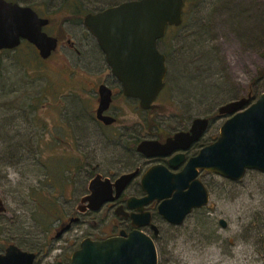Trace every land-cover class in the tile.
<instances>
[{
	"label": "rangeland",
	"instance_id": "1",
	"mask_svg": "<svg viewBox=\"0 0 264 264\" xmlns=\"http://www.w3.org/2000/svg\"><path fill=\"white\" fill-rule=\"evenodd\" d=\"M74 1L100 9L131 0L17 3L52 19L45 32L54 36ZM64 24L70 38H62L45 61L28 43L0 53V198L5 209L0 250L14 244L38 251L35 264H54L63 260L64 248L76 247L87 236L110 234L104 214H96L54 238L67 210L86 192L95 167L103 175L123 170L129 155L121 127L141 120L130 104L115 102L119 124L112 144L109 129L82 118L78 93L86 94L106 75L105 61L91 38ZM157 48L168 68L166 89L153 115L158 125L172 131L208 117L204 138L213 141L228 117L218 115L220 106L248 96L253 103L264 93V0H184L181 25L169 27ZM46 101L50 106L42 108ZM150 125L153 130L142 121V138L159 134L158 125ZM200 179L208 204L181 226L157 222L158 264H264V174L248 171L239 182L210 173ZM69 257L67 253L65 260Z\"/></svg>",
	"mask_w": 264,
	"mask_h": 264
},
{
	"label": "water",
	"instance_id": "2",
	"mask_svg": "<svg viewBox=\"0 0 264 264\" xmlns=\"http://www.w3.org/2000/svg\"><path fill=\"white\" fill-rule=\"evenodd\" d=\"M183 7L184 0H131L84 19L106 64L122 83L124 94L138 99L142 109L152 108L164 87L166 58L157 43L169 27L181 25ZM47 24L48 20L38 17L30 7L0 0V51L14 50L25 41L34 46L42 60L48 59L57 48V39L43 31ZM108 103L109 94L104 89L100 92L98 119L105 124L113 121L100 117ZM217 113L229 116L220 126L218 137L190 159L180 173L171 174L166 168L155 166L141 180L142 191L147 195L142 203L159 202V216L172 226H181L194 210L208 204V191L197 179L199 171L232 182L241 181L248 171L264 174V93L253 103L249 96L226 103ZM208 124L207 118H196L188 132L176 133L164 143L142 141L137 150L147 158L169 155L197 142ZM135 175L136 172L124 174L113 183L97 175L89 181V194L81 202L88 201L90 209L96 211L105 202L116 199ZM4 212L0 198V214ZM131 217L136 226L148 224H136ZM219 224L225 227L223 220ZM151 229L156 236L157 228ZM34 260L32 252L14 244L0 253V264H34ZM69 264H158V255L150 236L132 231L100 241L83 239L79 249L71 254Z\"/></svg>",
	"mask_w": 264,
	"mask_h": 264
},
{
	"label": "flooded vegetation",
	"instance_id": "3",
	"mask_svg": "<svg viewBox=\"0 0 264 264\" xmlns=\"http://www.w3.org/2000/svg\"><path fill=\"white\" fill-rule=\"evenodd\" d=\"M6 1L12 2V3H17V0H15V1L6 0ZM121 3L107 5L105 7L100 8V9H96V8L92 9V8H89L87 6L88 4H86V3H83V2L80 3V2L74 1L71 4L67 5V9H66V7H63V9H66L65 12H68V13H66V15H64L62 20L59 21V23H58L59 28L57 29L55 35L52 36V37L57 39V48H58L59 44L61 43L62 38H66V39L70 38L68 32L66 30L62 29V26L64 28V25H65L64 23H68L72 27H74L77 30V31L75 30V32L80 33L81 37L87 36V37L91 38L95 42V45H97L94 37L85 27V24H84L85 17L87 15H93V14L99 13V12L103 11L104 9L117 6ZM17 4L21 5V6L30 7L36 13L35 9L31 6L23 5L21 3H17ZM60 6H62V5L59 4V6H57V8L59 9ZM37 15L40 18H45L48 20L47 26H45L43 28V31L45 32V29L52 25L53 20L50 19L48 16H40L39 14H37ZM46 34L48 35V33H46ZM49 36H51V35H49ZM22 43H27V42L22 41L21 44ZM21 44L17 48H19L21 46ZM67 44L72 46V48L74 49V51L77 54L79 53V51L73 47V44L69 40H67ZM30 46L32 48H34V46H32V45H30ZM16 49H14V50H16ZM8 51H13V50H1L0 53H4V52H8ZM99 51H100V49H99ZM52 54H51V56H52ZM101 54H102V52H101ZM103 58H104V55H103ZM166 69H167V72H166V76L164 79V87L158 93L155 100L153 101V103L151 105L152 108H149V109H142V107L140 106V101L138 99L128 97L124 94V89H123L122 83L115 77V75H113L111 68L106 64V62H105L106 75L105 76L101 75V77H102L101 79L97 78V80H95L96 82L94 83V85L92 87H90L89 90H87L86 94L83 93V95H81V93H78L79 96L76 95V97L78 96L77 100H79V103L81 105V107H80L81 109H79V110H80V114H81L82 118H88L89 121H92L97 126H100L99 128L109 129L111 132L110 135L112 136L109 140L112 142V144L114 143L113 137L115 136V126L119 124L118 115H117L119 113L118 112L119 107H117L115 105V102H119L120 104L122 102L124 106H126L127 104H130L132 106V110L141 116L140 122L135 123L129 127L128 126H122L121 127L122 132L119 133V136L122 137L123 135H125L124 140L127 141L126 142L127 146L125 148V151L129 155L128 156L129 161H128V163H126L123 166V170L120 173L103 175L100 173V171H97V167H95L94 170L96 172L92 178H94L97 175H100L102 180L109 179L110 182L113 183L117 178H119L120 176H122L124 174L136 172V175L133 177V179L130 181V183L126 186V188L123 190V192L116 199H114L113 201L105 202L96 211L90 209L88 201L83 202V203L81 202L82 198H84L85 196H87L89 194L88 189H86V192L80 196L78 202L73 207V210H71V208H69L67 210V212H66L67 218L65 220H63L62 223L60 224V228L58 231H56L54 238H61L65 233L69 232L73 228V226H78L81 223H84V221H82L83 220L82 217H85V216L90 217L91 215H96V214H104L105 220H107V225L111 226L110 234H108L104 237H91V236L85 237V238H89L91 240H96V241L104 240V239H107L110 237L120 236L121 233L129 234L132 231L143 232L144 234L150 236L154 241L155 238L159 235V227L157 225V222H160V219H161L162 221L167 223L165 220H163L159 216V214L157 212L159 202H157L156 200H152V201H149L147 203H142V200L147 196L146 193L144 191H142V187H141V180H142L144 174L150 168L155 167V166L164 167L171 174H178L183 170V168L185 167V165L187 164V162L190 159L197 156L201 149L209 146L216 139L213 141H210L209 139L206 140L204 138V136H205V134L209 128L211 119L208 117H203V118H207L209 121L208 128L206 129V131L203 132L200 139L197 142L193 143L192 145H190L184 149L174 150L173 152H171L169 155H166V156H156V157H151V158L145 157L141 152H139L137 150V147L140 145V143H142V141L152 140V141H157L159 143H164L167 138L174 136L176 133L188 132L190 129L191 123L194 120L193 119L190 122V124H187V125L182 126L180 128H176L175 130L169 131V130H164L161 126H159L158 125L159 123L157 121L158 120L157 117L153 116L158 110L157 101L160 99L164 90L166 89V81H167V74H168L167 66H166ZM103 88L108 91L109 103H108L107 108L101 112L100 117H108V118L112 119L113 121L110 122L109 124H105L104 121H101L98 119L100 92L104 90ZM1 97H3V96H1ZM45 98L46 97H44V99ZM11 103H13V101H11ZM48 105L50 106V102L46 101L42 105V108H46V106H48ZM0 107L2 108L1 105H0ZM224 116H226V115H224ZM152 117H154V118H152ZM228 118H229V116L227 117V119ZM142 121H143V124L146 125L147 128L150 127L151 130H153V127H151L150 123L151 124H153V123L157 124L158 126H156L155 129H156V131L158 130L157 132L159 134L154 133L152 135V137L149 139H146V137L142 138ZM203 173H207V172H204V171L198 172V176H197L198 180L201 181L200 177ZM114 195H115V192H113L112 196H114ZM198 210H200V209H198ZM108 216H110V218H108ZM131 216H134V220H135L136 224H143L146 221H148V224H146L145 226H136L133 224V220H132ZM137 216H138V218H137ZM147 217H148V219H147ZM93 225H95V223H93ZM168 225H170V224H168ZM151 226H154L157 228L158 233L156 236H154L153 230L151 229ZM170 226H172V225H170ZM174 227H176V226H174ZM61 231H62V233L58 236V234ZM85 238H83V239H85ZM81 241L79 242V244L76 247L73 246V247H69V248H64L65 251H62L63 260L56 261L55 263L66 264V261L70 260L71 254L79 249V245H80ZM4 250L5 249H3V251L0 250V253H3ZM32 253L35 255V260H34V264H35L36 259L39 256V252L35 251ZM67 253H70L69 260H65ZM67 264H69V262Z\"/></svg>",
	"mask_w": 264,
	"mask_h": 264
}]
</instances>
